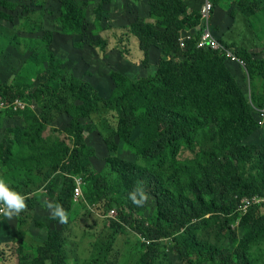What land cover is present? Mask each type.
<instances>
[{
	"label": "trees",
	"instance_id": "1",
	"mask_svg": "<svg viewBox=\"0 0 264 264\" xmlns=\"http://www.w3.org/2000/svg\"><path fill=\"white\" fill-rule=\"evenodd\" d=\"M0 1V5L14 8L10 1ZM57 1L62 33L80 34L84 29V2ZM211 1L214 11L223 0ZM234 1L244 18L252 19L262 8L259 0ZM111 2L104 0L96 13ZM148 6L147 15L134 14L130 24L118 29L132 42H128L131 47L138 45L143 68L150 69V54L158 53L155 74L133 80L121 72H112L114 89L107 98L89 81L75 76L66 79L61 61L49 47L52 31L43 28L42 23L36 24V30L42 32V43L31 39L26 46L31 50L29 59L37 65L38 85L32 89L27 84L0 80V96L8 102L17 98L32 100L42 109L47 104L53 108L61 105L62 113L70 118L65 134L71 138L72 146L43 145V116L30 108L24 112L9 110L13 115L27 113L26 124L25 128L10 129L0 143V164L16 167L56 156L51 161L52 169L61 173L64 181L54 202L69 211L76 186L73 177H82L87 186V203L96 209L104 206L106 213L116 210L114 224L118 231L128 226L145 240L141 242L143 255L136 264H255L250 249L257 239L264 238V205H253L242 217L236 210L242 198L264 196V144L244 142L261 127L258 111L264 108V57L251 51L255 42L245 45L225 41L229 28L226 24L222 35L213 25L212 31L218 41L235 49L245 67L230 62L218 51L198 49V35L187 40L183 49L179 37L199 25L200 11L192 10L183 0H148ZM0 17H7V13L0 10ZM215 21L221 24L219 19ZM27 24L32 31L34 22ZM103 44L109 45L107 38ZM230 64L246 70L252 105L247 103ZM61 94L73 101H60ZM101 106L117 115L119 139L136 149L140 158L129 161L107 157L106 166L116 176L113 181L89 162L85 126L81 123ZM137 128L141 135L133 139ZM106 142L112 151L117 150L113 139ZM182 151H190L194 157L181 163ZM140 182L148 196L143 206L129 199ZM150 198L153 211L144 216ZM239 218L242 234L229 233L232 247L218 246L216 241L209 242L202 236V230L216 223H224L223 227L230 230L229 223ZM49 219L51 223L64 224ZM166 240L171 244L166 245ZM64 245L62 230L52 226L43 245L26 255L21 264H68ZM163 247L174 260H163Z\"/></svg>",
	"mask_w": 264,
	"mask_h": 264
},
{
	"label": "rangeland",
	"instance_id": "2",
	"mask_svg": "<svg viewBox=\"0 0 264 264\" xmlns=\"http://www.w3.org/2000/svg\"><path fill=\"white\" fill-rule=\"evenodd\" d=\"M3 1H10L15 5L14 8L0 5V10L7 13V17H0V80L2 82L27 84L31 88L38 85L37 65L29 59L31 50L27 49L26 45L31 39L37 40L39 44L42 43V32L36 30V24L39 23L53 33L49 47L61 61V68L66 79L75 76L80 80L89 81L102 97L107 98L113 92L112 72H121L135 80L156 70L158 53L151 52L149 60L151 67L143 68L139 63L140 52L136 47L129 45L128 42L131 41H127V37L121 33V29H118L130 24L134 17L128 0H112L111 3H105L99 14L96 10L104 0H81L85 7L84 29L77 35L62 33L58 21L59 2L57 0ZM31 2L36 4L34 8ZM258 2L262 8L256 12L257 14L254 13L256 15L251 19L244 18L234 0H223L220 8L217 7L212 11L211 24L215 26L214 29L219 35L225 32L224 24L229 27L224 34V40L228 43L232 41L226 38L227 32L233 35L242 29L245 32L248 28V31L254 34L250 37L252 42H255L251 51L259 57H264V0ZM215 19H219L222 26ZM225 19L228 21L225 22ZM30 22L35 24L32 31L27 24ZM105 38L108 39L109 45L103 44ZM250 44L253 45V43ZM229 67L234 70L235 79L245 94L247 103L252 105V88L249 85L246 70L244 68L240 70L233 64ZM59 99L73 101L72 97H66L65 94H61ZM22 101L25 106L18 111L24 112L30 108L44 118L43 145L56 146L62 143L65 147L71 148L72 140L65 134L70 118L62 113L61 105L53 108L47 104L46 108L42 109L32 100L22 99ZM262 110L264 108L258 111L259 116ZM22 112L13 115L7 109L0 110V143L4 141L10 129L16 126L25 128L27 113ZM81 123L85 126L84 137L88 146L87 152L90 153L89 162L96 171L103 173L111 181L116 176L106 166L107 157L116 156L129 161H140L136 149L127 147L119 139L116 114L101 106L97 113L82 119ZM140 135L141 130L137 128L132 138L137 139ZM110 139L117 144L116 151H112L106 142ZM244 142L264 144V125H261ZM193 157L194 154L190 151H182L179 161L186 163V159ZM56 159V156H49L47 161L16 167L0 164V178L24 195L27 205L23 212L11 219L0 214V264H21V260L26 255L34 253L37 247L43 245L47 231L52 226L62 230L68 264H136L143 255L141 242L144 239L128 226L126 230L118 231L114 224L115 219L103 218V215L109 213H106L104 206L96 209L87 203L86 182L80 176L76 177L81 179L83 196L78 197L77 200L73 198L74 201L67 211V222L64 223L65 225L50 222L49 212L42 206L43 202L54 201L64 181L61 173L53 172L51 161ZM113 211L117 218L118 212ZM152 211L153 200L150 198L149 207L142 214L149 216ZM239 222L240 220L231 221L230 230L227 226L223 227L224 223L212 224L202 230V236L209 242L216 241L218 246L232 247L234 242L229 233L234 231L238 235L242 234L241 228H238ZM257 240L250 249L251 259L255 264H264V238L260 237ZM164 243L170 245L171 241L166 240ZM163 251L165 254L163 260L167 262V257L171 260L175 259L164 247Z\"/></svg>",
	"mask_w": 264,
	"mask_h": 264
},
{
	"label": "built area",
	"instance_id": "3",
	"mask_svg": "<svg viewBox=\"0 0 264 264\" xmlns=\"http://www.w3.org/2000/svg\"><path fill=\"white\" fill-rule=\"evenodd\" d=\"M212 11H213L212 1L204 0V3L200 9L201 17H200L199 25L194 29L182 32L181 36L179 37L180 47L183 49L186 48L187 46L186 41L198 35L199 37L196 40L197 41L196 46L198 49H210V50L218 51L230 62L236 63L241 67H245V61L236 54L235 49L233 47H228L225 44L221 43L214 35L211 24ZM24 106L25 105L22 99L20 98L8 102L0 96V110L7 109V110L18 111V109H23ZM258 122L260 125H264V110L261 111V115L259 116ZM73 178L76 183V186L74 188L73 198L77 200L78 197L83 196L81 191L82 183L80 177L74 176ZM255 204L264 205V196L242 198L238 203L236 212L242 217L243 215L247 214L249 209ZM103 218L116 219L115 211L113 210L109 211V213L103 216ZM239 220L240 218L237 220V222Z\"/></svg>",
	"mask_w": 264,
	"mask_h": 264
},
{
	"label": "clouds",
	"instance_id": "4",
	"mask_svg": "<svg viewBox=\"0 0 264 264\" xmlns=\"http://www.w3.org/2000/svg\"><path fill=\"white\" fill-rule=\"evenodd\" d=\"M129 199L137 206H143L146 203L148 196L144 191L142 182L138 183L129 194ZM25 201L24 195L11 188L3 178H0V214L8 219L19 215L27 207ZM42 206L48 210L51 219L58 220L60 223L67 222L68 214L61 204L45 200Z\"/></svg>",
	"mask_w": 264,
	"mask_h": 264
},
{
	"label": "crops",
	"instance_id": "5",
	"mask_svg": "<svg viewBox=\"0 0 264 264\" xmlns=\"http://www.w3.org/2000/svg\"><path fill=\"white\" fill-rule=\"evenodd\" d=\"M128 1L131 7L130 11H132L135 14V17L148 14V11H149L148 0H128ZM183 1L188 5L189 8H191L192 10H197V11H200L204 3V0H183ZM141 12H143L144 14H142ZM253 35L254 34L251 31H248V28H247L245 32H244V29H242L237 34L232 35V33L230 34L227 33L226 38L229 39L230 41L239 42L245 45H250V43L253 41L250 39V37H252ZM133 46L139 49L138 45L134 44Z\"/></svg>",
	"mask_w": 264,
	"mask_h": 264
},
{
	"label": "bare ground",
	"instance_id": "6",
	"mask_svg": "<svg viewBox=\"0 0 264 264\" xmlns=\"http://www.w3.org/2000/svg\"><path fill=\"white\" fill-rule=\"evenodd\" d=\"M4 23V22H3Z\"/></svg>",
	"mask_w": 264,
	"mask_h": 264
}]
</instances>
